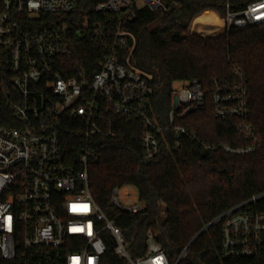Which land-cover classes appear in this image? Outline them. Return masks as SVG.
Masks as SVG:
<instances>
[{"label":"built area","instance_id":"obj_1","mask_svg":"<svg viewBox=\"0 0 264 264\" xmlns=\"http://www.w3.org/2000/svg\"><path fill=\"white\" fill-rule=\"evenodd\" d=\"M78 0H0V92L12 109L13 119L0 124V264H102L110 232L116 256L128 264H172L152 229L146 231L144 254L128 249L122 228L108 218L90 188L88 154L77 170L65 158L58 125L68 114L84 128L89 146L94 136H109L112 115L141 117L143 156L151 161L162 153L167 134L179 146L182 138H197L178 121L203 108L207 94L197 80L176 81L171 107L164 120L152 114L153 74L133 60L135 35L127 29L137 10L167 11L163 0H102L96 12L116 13L114 31L109 23H94L91 31L113 37L92 74L71 63L81 29L74 20ZM221 18L224 28L264 23V0ZM236 80L219 82L208 97L218 119L239 117V129L252 143L223 145L227 152H254L260 141L248 115V88L237 69ZM211 148L215 146H210ZM92 149H89L91 152ZM120 194L122 200H120ZM240 204L220 216V255L240 264H264V212ZM111 205L119 211L140 214L144 205L131 185L115 187ZM190 245V244H189ZM187 246V248L189 247ZM184 249L174 264L186 255Z\"/></svg>","mask_w":264,"mask_h":264},{"label":"trees","instance_id":"obj_2","mask_svg":"<svg viewBox=\"0 0 264 264\" xmlns=\"http://www.w3.org/2000/svg\"><path fill=\"white\" fill-rule=\"evenodd\" d=\"M99 1L102 0H78L74 16L81 37L74 45L71 63L83 65L90 74L98 70L104 42L114 44L108 29L103 38L91 31L94 23L103 22H108L109 31H114L117 14L96 12L94 6ZM163 1L167 11L143 7L128 24L127 29L136 38L133 60L153 74L152 114L160 120L165 119L171 107L176 81L201 83L207 94L206 105L178 121L197 138H182L176 146L173 135L168 133V144L163 142L162 153L148 161L143 156L141 117L112 115L111 134L94 136L88 146L83 126L66 114L58 125L61 148L66 161L77 170L82 169L80 157L88 154L91 192L108 218L122 228L134 256L144 254L145 234L152 229L172 264L189 244L179 264H240L241 260L221 258L222 222L212 224L194 238L218 216L255 196L262 195L243 211L264 212V23L231 27L222 33L224 23H219L208 34L200 28V20L225 17L228 1L232 10H242L254 0ZM237 69L249 92L246 121L261 143L246 154L223 148L252 143L239 129L242 119L216 118L208 98L215 81L236 80ZM13 115L0 92V124L11 122ZM128 184L136 189L144 205L140 214L119 211L110 203L113 188ZM103 236L108 250L102 264H128L114 253L110 232Z\"/></svg>","mask_w":264,"mask_h":264},{"label":"rangeland","instance_id":"obj_3","mask_svg":"<svg viewBox=\"0 0 264 264\" xmlns=\"http://www.w3.org/2000/svg\"><path fill=\"white\" fill-rule=\"evenodd\" d=\"M215 12V11H214ZM217 13V12H216ZM218 14V13H217ZM219 15V14H218ZM192 23V22H191ZM191 23H190V27H191ZM199 26L201 29L206 30V32L208 34H212L218 27V22L215 19H208V18H204L202 20L199 21ZM225 29H223L220 33L224 32ZM199 34V33H197ZM219 34V33H218ZM203 36V35H202ZM120 200H122V195L120 194ZM129 249V247H128ZM130 250V249H129Z\"/></svg>","mask_w":264,"mask_h":264},{"label":"water","instance_id":"obj_4","mask_svg":"<svg viewBox=\"0 0 264 264\" xmlns=\"http://www.w3.org/2000/svg\"><path fill=\"white\" fill-rule=\"evenodd\" d=\"M145 218V216H143V219ZM214 222V221H213ZM213 222L209 223L207 226H205L196 236L194 239H196V237H198L203 231H205L208 227H210ZM194 239L192 241H194ZM192 243V242H191Z\"/></svg>","mask_w":264,"mask_h":264},{"label":"bare ground","instance_id":"obj_5","mask_svg":"<svg viewBox=\"0 0 264 264\" xmlns=\"http://www.w3.org/2000/svg\"><path fill=\"white\" fill-rule=\"evenodd\" d=\"M218 23H224V21L220 18L216 20Z\"/></svg>","mask_w":264,"mask_h":264}]
</instances>
